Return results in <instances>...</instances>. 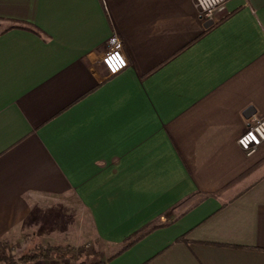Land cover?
<instances>
[{
	"label": "crops",
	"instance_id": "obj_1",
	"mask_svg": "<svg viewBox=\"0 0 264 264\" xmlns=\"http://www.w3.org/2000/svg\"><path fill=\"white\" fill-rule=\"evenodd\" d=\"M114 34L128 66L101 79ZM253 114L264 0L212 20L195 0H0V241L44 226L96 264H264Z\"/></svg>",
	"mask_w": 264,
	"mask_h": 264
},
{
	"label": "built area",
	"instance_id": "obj_2",
	"mask_svg": "<svg viewBox=\"0 0 264 264\" xmlns=\"http://www.w3.org/2000/svg\"><path fill=\"white\" fill-rule=\"evenodd\" d=\"M229 0H195L202 16L208 20L215 18L217 12L226 10ZM108 49L95 62V69L101 79L112 77L128 66L123 40L114 34L109 40ZM249 126L239 139V144L249 153L256 152L264 146V115L253 114Z\"/></svg>",
	"mask_w": 264,
	"mask_h": 264
},
{
	"label": "rangeland",
	"instance_id": "obj_3",
	"mask_svg": "<svg viewBox=\"0 0 264 264\" xmlns=\"http://www.w3.org/2000/svg\"><path fill=\"white\" fill-rule=\"evenodd\" d=\"M40 229V231H39ZM38 232L33 233L32 228L28 233L24 235L21 241H8L11 245V254L14 259H16L17 264H96L100 261V256L98 251L95 249L93 243H84L80 246H75L71 242L64 240L63 242L51 243L46 240L50 236H55L56 234L50 233L49 229L44 226L39 227ZM70 245L76 249L83 248L82 253H76L74 256H66L64 258H53V259H26L21 261L20 258L23 255H30L38 249V247H45L47 245ZM0 264H7L4 261H0Z\"/></svg>",
	"mask_w": 264,
	"mask_h": 264
},
{
	"label": "trees",
	"instance_id": "obj_4",
	"mask_svg": "<svg viewBox=\"0 0 264 264\" xmlns=\"http://www.w3.org/2000/svg\"><path fill=\"white\" fill-rule=\"evenodd\" d=\"M157 226H151V227H144L140 229L139 231H136L131 235L129 238L134 236V239L127 242L118 253L125 250L127 247H129L134 242L138 241L140 238H142L143 235L151 231L152 229H155ZM11 245L8 241H0V261H4L7 264H17L16 259L13 258L11 252ZM83 248H74L70 245H47L45 247H38L36 251H34L30 255H23V257L20 258L21 261L26 259H35V258H43V259H53V258H64L66 256H74V254L82 253ZM117 253V254H118Z\"/></svg>",
	"mask_w": 264,
	"mask_h": 264
}]
</instances>
